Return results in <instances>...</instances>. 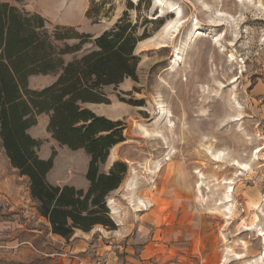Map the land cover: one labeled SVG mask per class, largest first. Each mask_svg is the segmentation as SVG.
Returning <instances> with one entry per match:
<instances>
[{"label":"rangeland","instance_id":"rangeland-1","mask_svg":"<svg viewBox=\"0 0 264 264\" xmlns=\"http://www.w3.org/2000/svg\"><path fill=\"white\" fill-rule=\"evenodd\" d=\"M0 1L41 14L47 28L74 25L93 36L125 8L114 0L112 18L94 22L85 14L89 0ZM159 3L143 13L162 24L136 45L137 79L104 86L108 102L84 104L119 121L124 137L100 165L103 172L116 160L127 166L106 196L113 226L69 238L52 233L28 178L11 168L0 144V209L8 221L0 264H264L255 262L264 252V0ZM55 77L32 75L28 85L42 88ZM40 134L38 155L55 151L49 182L86 189V152L46 137L43 127Z\"/></svg>","mask_w":264,"mask_h":264},{"label":"trees","instance_id":"trees-1","mask_svg":"<svg viewBox=\"0 0 264 264\" xmlns=\"http://www.w3.org/2000/svg\"><path fill=\"white\" fill-rule=\"evenodd\" d=\"M151 4L152 0H125L113 24L93 36L74 25L47 28L41 14L0 1L1 145L11 167L28 178L38 214L48 221L52 233L64 238L97 224L113 226L106 196L121 184L127 166L116 160L103 172L100 165L124 137L119 121L84 104L108 102L104 86L137 79L136 45L162 24L158 15L143 16ZM115 7L114 0H89L85 14L94 22L110 20ZM86 43L91 46L81 52ZM68 55L72 57L67 60ZM37 74L56 77L42 88L29 87L28 78ZM41 113L49 115L46 129L54 140L71 150L83 149L89 156L86 189L47 179L55 151L41 158V140L28 133Z\"/></svg>","mask_w":264,"mask_h":264},{"label":"crops","instance_id":"crops-1","mask_svg":"<svg viewBox=\"0 0 264 264\" xmlns=\"http://www.w3.org/2000/svg\"><path fill=\"white\" fill-rule=\"evenodd\" d=\"M32 76V75H31ZM35 76V75H34ZM48 120H49V115L46 114V113H41L37 116V122L36 124H34L33 126H31L29 129H28V133L34 137V138H40L42 137L43 135L40 134V129L43 127L44 128V134L46 135V137L50 136L49 132L47 131V124H48ZM44 135V136H45ZM0 144H1V140H0ZM1 149H2V152H4L3 148H2V145H1ZM41 158H47V156L43 155V156H40ZM13 168V167H11ZM14 169V168H13ZM2 210L0 209V237L1 235L3 234V230L5 229V227H8V221L5 220V218L3 217V214H2Z\"/></svg>","mask_w":264,"mask_h":264},{"label":"bare ground","instance_id":"bare-ground-1","mask_svg":"<svg viewBox=\"0 0 264 264\" xmlns=\"http://www.w3.org/2000/svg\"><path fill=\"white\" fill-rule=\"evenodd\" d=\"M155 4L159 5V4H160V3H159V0H155ZM174 53H175V57H176L177 59H179L178 57H179V54L181 53L180 49L178 48ZM163 112H164V111H163ZM167 126H168V125H167ZM212 155H213V158H214V159H216V160H220V158H219V156H218L219 154L213 153ZM139 205L144 206V203H143L142 201H139ZM259 234H261V235L264 236V233H263L262 231H261ZM263 239H264V238H263ZM263 242H264V240H263ZM263 258H264V252H262L261 255L255 259V262H257L259 259H263Z\"/></svg>","mask_w":264,"mask_h":264}]
</instances>
